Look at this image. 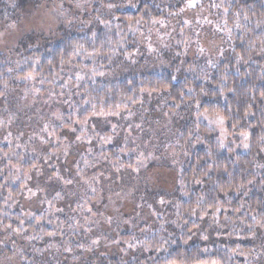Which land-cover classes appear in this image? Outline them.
I'll return each instance as SVG.
<instances>
[{
  "label": "clouds",
  "instance_id": "9594fccd",
  "mask_svg": "<svg viewBox=\"0 0 264 264\" xmlns=\"http://www.w3.org/2000/svg\"><path fill=\"white\" fill-rule=\"evenodd\" d=\"M0 264H264V0H0Z\"/></svg>",
  "mask_w": 264,
  "mask_h": 264
}]
</instances>
